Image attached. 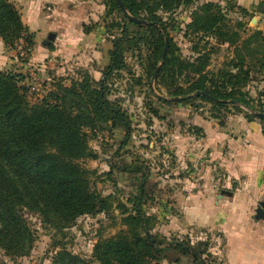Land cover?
Here are the masks:
<instances>
[{"label":"trees","instance_id":"obj_1","mask_svg":"<svg viewBox=\"0 0 264 264\" xmlns=\"http://www.w3.org/2000/svg\"><path fill=\"white\" fill-rule=\"evenodd\" d=\"M224 1L222 5L219 1L200 3L199 0H121L130 16L147 22L142 25L125 14L117 0H106L110 9L118 10L130 25L137 28L136 32L132 36L112 39L108 63L99 80L82 70L80 77L70 79L68 84L62 83L61 79L54 81L36 101L28 99L30 87L25 83L24 73L0 69V250L4 255L13 259L31 252L36 233L25 215L27 211L36 214L42 225L60 232L73 225L80 216L108 213L112 209L111 196L102 195L92 186L90 171L80 160L95 158L88 142L90 136L95 135L94 130L101 129L103 123L129 131L127 115L106 94L107 80L124 65L126 42L150 40L154 36L152 52L155 59L151 67L154 71L157 62H161L158 83L169 88L173 82V59L169 53L162 56L164 38L169 35L158 12L171 13L181 7H192L186 30L196 36L214 37L216 42L235 49L252 39L264 42L263 32L259 29L252 30L246 37L240 36L238 29L228 23V12L236 5L233 0ZM237 9L242 16L251 18L245 9ZM243 24L237 22L236 27H243L245 32L248 29ZM0 39L10 47L18 39H23L29 49L34 44V34L28 31L19 9L11 0H0ZM202 59L206 61L205 55L199 53L195 61ZM204 61L196 66L199 79L190 83L187 94L200 91L205 94L198 97L217 107L233 106L240 111V105H244L253 112L264 113L262 93V99L255 100L253 104L246 99V91L233 89L234 80L238 81L239 88H244L248 81L249 71L244 68L242 57L234 63L237 64V72L242 73L236 78L233 73L226 74L223 79L207 78ZM256 62L259 67L264 66V53L256 57ZM171 93L173 97L180 95L177 90ZM157 98L167 101L163 97ZM180 98L179 101L188 99ZM245 115L250 120L259 119L264 134V115ZM130 166H124V170L144 172L140 166ZM143 180L132 208L127 210L123 207L121 221L126 229L99 238L89 258L61 247L54 253L51 264H93L91 258L97 264H159L160 252L172 248L190 256L191 264H214L215 258L208 251V241L191 243L190 238L184 236L162 245L163 238L151 232L150 221L154 216L144 211L141 205Z\"/></svg>","mask_w":264,"mask_h":264},{"label":"rangeland","instance_id":"obj_2","mask_svg":"<svg viewBox=\"0 0 264 264\" xmlns=\"http://www.w3.org/2000/svg\"><path fill=\"white\" fill-rule=\"evenodd\" d=\"M11 1L19 11H23L20 13L28 18L34 14H31L28 3H25L27 0ZM40 1L43 3L41 14L49 28L45 32L41 31L42 36L37 40V44L45 43V46L52 50L51 57L46 58L51 59V64L45 68V72H38L35 81L37 90L29 89L27 93L31 101L43 96L54 81L61 79L62 83L68 84L70 79L80 77L82 70L99 80L108 63L112 39L132 36L137 29L130 25L118 10L110 9L106 0ZM205 1L199 0L200 3ZM192 10V7H181L171 13L158 12L169 35L164 38L168 40L166 54L169 53L174 64V80L169 88L158 83L157 73L161 62H157L154 71L151 67L155 59L152 52L154 36L150 40L126 42L124 65L114 71L106 82L107 98L124 111L130 128L126 131L123 127H109L110 123H103L101 129L94 130L95 135L90 136L88 142L95 158H84L80 163L90 171L92 186L102 195L111 196L112 209L108 213L80 216L73 225L60 232L51 226L42 225L36 214L27 211L25 215L36 233L31 252L27 256L11 259L0 250V264H51L54 253L61 247L89 258L99 238L115 235L126 229V225L121 221L124 215L122 210L123 207L130 210L136 202L142 178L144 187L141 205L144 211L154 216L150 221L151 232L163 238L162 245L168 240L182 238L174 231H167L169 219L163 214L170 212L169 208L172 212L175 209L171 205L173 190H176L174 182L162 178V175H172L169 170V153L166 154L165 163L162 161L165 145L162 139L170 132L172 124L176 123L173 119L223 120L239 114L254 113L244 105H240V112L233 106L217 107L209 100L198 97L196 92L187 94L190 83L199 79V74L195 72L196 66L204 61H195V58L199 53L205 55L207 78L223 79L229 73L236 74L234 78L242 75L237 72V64L234 65L242 57L244 68L249 71L248 81L244 88H239L238 81L234 80L233 89L246 91V99H250L253 104L255 100L262 99L261 93L264 95V66L259 67L256 62V57L264 53V42L252 39L250 43H241L235 49L234 46L216 42L214 37H203L201 34L196 36L186 30ZM237 22H244L248 29L246 34L243 27H236ZM228 23L238 29L241 37H246L255 29V22H251L250 16L244 17L236 9H230L228 12ZM27 28L35 34L28 26ZM20 43L25 44V41L18 39L10 47L0 39V61L5 60L0 62L2 69L19 68L10 60L14 59L12 55L16 54ZM32 54L31 48L23 60L24 64L29 63ZM191 63L194 66H189ZM174 90L180 95L173 97L171 92ZM157 97H163L167 101ZM180 97L188 99L179 101ZM172 98L179 99L168 100ZM135 165L143 168L144 172L124 170V166ZM189 174L187 177L185 172H179L181 180L176 182L179 191H187L184 184H187L188 180L194 183L193 190L199 186L197 181L203 177L202 167L198 165L197 169ZM158 257L159 264H191L190 256L173 248L163 250ZM91 260L93 264H97L93 258ZM214 260V264H221L218 259Z\"/></svg>","mask_w":264,"mask_h":264},{"label":"crops","instance_id":"obj_3","mask_svg":"<svg viewBox=\"0 0 264 264\" xmlns=\"http://www.w3.org/2000/svg\"><path fill=\"white\" fill-rule=\"evenodd\" d=\"M206 1L225 3L224 0ZM233 1L234 9H245L251 14V22H255L253 28L264 32L263 0ZM25 3L31 14L34 13L30 18L21 13L23 23L35 32L33 54L29 63L16 66L17 71L26 75L25 83L29 85L30 66L42 65L51 57L52 50L45 43L37 44L41 31L49 28L41 14L43 3L40 0ZM173 120L176 123L162 139L165 144L162 161L165 163L169 153L172 172L171 176L162 175V178L174 182L176 187L171 203L175 209L172 212L169 208L170 212L163 213L169 219L167 231H174L178 237L188 236L191 243L208 241V251L221 264H264V220L258 218L256 212L264 204L261 122L243 114L223 119L222 123L218 119ZM198 165L203 171L202 179L197 181L199 186L193 190L194 183L188 180L184 184L187 191H179L176 185L181 180L179 172L189 177ZM220 174L223 178L218 183L216 177Z\"/></svg>","mask_w":264,"mask_h":264},{"label":"built area","instance_id":"obj_4","mask_svg":"<svg viewBox=\"0 0 264 264\" xmlns=\"http://www.w3.org/2000/svg\"><path fill=\"white\" fill-rule=\"evenodd\" d=\"M262 9H263V12H264V0L262 1ZM30 52V49L28 47L25 46V44H21L18 46V49L16 51V54L14 55V61L17 65H20V64H24L23 60L28 56ZM51 64V59H46V61L42 64V65H39V66H35V65H32L30 66V71H29V79H30V83H29V87L31 90H37L36 88V80H37V75H38V72L40 70H42L43 68H46L48 65ZM217 182L219 183L221 181V179L223 178L222 175H218L217 177ZM199 185V183H197Z\"/></svg>","mask_w":264,"mask_h":264},{"label":"water","instance_id":"obj_5","mask_svg":"<svg viewBox=\"0 0 264 264\" xmlns=\"http://www.w3.org/2000/svg\"><path fill=\"white\" fill-rule=\"evenodd\" d=\"M117 2H118V4L120 5V7H121V9H122V11L131 19V20H133V21H135V22H138V23H140V24H147V22L145 21V20H143V19H138V18H136V17H133V16H130L129 14H128V12H127V10L125 9V7L123 6V4L121 3V0H117ZM167 48H168V40L167 39H165V47H164V49H163V53H162V56L164 57L165 56V54H166V51H167ZM196 94L197 95H199V94H205L204 92H200V91H197L196 92ZM179 98H172V99H168V100H171V101H175V100H178ZM232 102V101H231ZM255 115H257V116H263L264 115V113H261V112H255L254 113ZM257 217L258 218H260V219H263L264 220V204H261L259 207H258V209H257Z\"/></svg>","mask_w":264,"mask_h":264}]
</instances>
